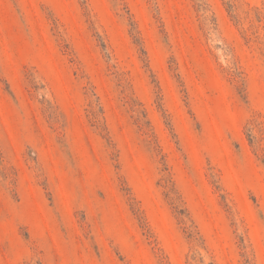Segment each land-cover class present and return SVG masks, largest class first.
Here are the masks:
<instances>
[{"label":"rangeland","instance_id":"1","mask_svg":"<svg viewBox=\"0 0 264 264\" xmlns=\"http://www.w3.org/2000/svg\"><path fill=\"white\" fill-rule=\"evenodd\" d=\"M0 264H264V0H0Z\"/></svg>","mask_w":264,"mask_h":264}]
</instances>
